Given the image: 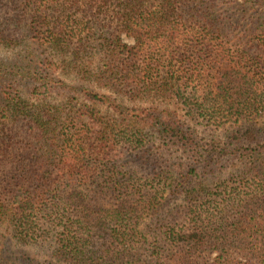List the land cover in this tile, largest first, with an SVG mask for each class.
Wrapping results in <instances>:
<instances>
[{"label":"trees","instance_id":"obj_1","mask_svg":"<svg viewBox=\"0 0 264 264\" xmlns=\"http://www.w3.org/2000/svg\"><path fill=\"white\" fill-rule=\"evenodd\" d=\"M29 40L81 98L0 62V264H264V0H0Z\"/></svg>","mask_w":264,"mask_h":264},{"label":"rangeland","instance_id":"obj_2","mask_svg":"<svg viewBox=\"0 0 264 264\" xmlns=\"http://www.w3.org/2000/svg\"><path fill=\"white\" fill-rule=\"evenodd\" d=\"M122 39L126 44H133V40L129 37L122 36ZM35 42L29 40L28 47L19 48L16 52L9 53L0 50V62L5 64L23 63L24 65L31 63L32 67L35 68V73L39 74V76L43 78L42 83L34 82L29 84L27 87V90L34 91V87L39 89L41 84L43 85L41 89L35 92L36 95L33 96L34 98L31 100L39 101L43 99L48 104L58 105L66 109V104L69 99L73 97L81 98L79 96L80 91L78 90L81 89L82 84L72 78L64 77L62 74L58 73V71L49 73L45 65L46 55L42 54V51L39 50V47ZM26 51L31 53V55L25 54ZM45 82L46 87L44 86ZM223 178H225V175H219L211 182H217ZM11 249L14 252L17 250L15 246ZM27 251L33 256H38L33 247L28 248Z\"/></svg>","mask_w":264,"mask_h":264}]
</instances>
